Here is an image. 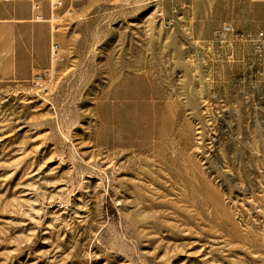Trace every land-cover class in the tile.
Here are the masks:
<instances>
[{"label":"rangeland","instance_id":"rangeland-1","mask_svg":"<svg viewBox=\"0 0 264 264\" xmlns=\"http://www.w3.org/2000/svg\"><path fill=\"white\" fill-rule=\"evenodd\" d=\"M58 15L40 90L48 22L0 14V264H264V102L240 81L250 46L212 42L264 30V0Z\"/></svg>","mask_w":264,"mask_h":264},{"label":"built area","instance_id":"built-area-1","mask_svg":"<svg viewBox=\"0 0 264 264\" xmlns=\"http://www.w3.org/2000/svg\"><path fill=\"white\" fill-rule=\"evenodd\" d=\"M4 2L8 0H2ZM30 2L31 9L34 11L32 19L34 21L44 20L39 11V5L33 0ZM48 4L49 15L46 21L49 23L51 34L57 33L58 23L55 21L60 18L58 15L59 10L64 7V0H45ZM68 8L64 9L63 14L67 13ZM212 42H215L220 47L231 46L233 43H240L248 45L252 51V58L248 61V74L245 72L241 74V83L246 84L247 97L253 103L264 102V87L257 89L258 86H264V30H235L229 23L222 24L213 35ZM229 59L233 58L232 51L227 54ZM59 59V44L55 40L49 42V64L50 66L41 74L34 75L33 84L37 89H44L47 82H49L50 69ZM246 96V95H245Z\"/></svg>","mask_w":264,"mask_h":264},{"label":"crops","instance_id":"crops-1","mask_svg":"<svg viewBox=\"0 0 264 264\" xmlns=\"http://www.w3.org/2000/svg\"><path fill=\"white\" fill-rule=\"evenodd\" d=\"M11 0H8V1H6V2H4V1H2V0H0V4H4V3H8V2H10ZM33 1H35V2H37L38 3V5H39V13L41 14V16H42V18L44 19V20H41V21H34L33 19H32V17H33V13H34V11L31 9V6H30V2L29 1H27V0H19V1H17L12 7L9 5V6H2V9H1V11H0V14L1 15H4L5 13H8L9 15H12L13 17H15V18H20V19H24V18H27L26 20L28 21V22H32V23H38V22H43V21H46V18H48V15H49V8H48V4H47V2L45 1V0H43L44 1V3H41V2H39L38 0H33ZM20 3H23L26 7H25V12L24 13H22V14H19V13H17V11H16V7H17V5L18 4H20ZM46 8V11H44L43 10V8ZM60 11V10H59ZM47 22V21H46ZM49 24V23H48ZM21 28H24V27H21ZM38 28H40V32H42L41 34H42V38H43V27L41 26V24H39L38 26H35V29H34V32H35V38H36V43H37V36H38ZM21 32V31H20ZM23 33H25V29H24V32ZM51 38H52V40H54V36L51 34V32H50V29H49V37H48V65L50 66V64H49V42H50V40H51ZM56 41V40H55ZM18 57H21V59L23 60L21 63H23L24 61H25V55L24 54H22V53H19L18 52V54H17V56H16V60L19 62V58ZM20 63V62H19ZM48 66V67H49ZM47 67V68H48ZM47 68H45V69H47ZM44 69V70H45Z\"/></svg>","mask_w":264,"mask_h":264},{"label":"bare ground","instance_id":"bare-ground-1","mask_svg":"<svg viewBox=\"0 0 264 264\" xmlns=\"http://www.w3.org/2000/svg\"><path fill=\"white\" fill-rule=\"evenodd\" d=\"M67 12H70V10H67ZM38 37H39V44H41L42 43V40H43V38H42V32H40V28H38ZM19 62H22L23 60L21 59V57H19Z\"/></svg>","mask_w":264,"mask_h":264}]
</instances>
